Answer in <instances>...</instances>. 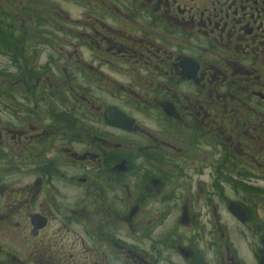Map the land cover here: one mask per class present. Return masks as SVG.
<instances>
[{"label": "flooded vegetation", "instance_id": "obj_1", "mask_svg": "<svg viewBox=\"0 0 264 264\" xmlns=\"http://www.w3.org/2000/svg\"><path fill=\"white\" fill-rule=\"evenodd\" d=\"M6 1L0 264H264V0Z\"/></svg>", "mask_w": 264, "mask_h": 264}, {"label": "rangeland", "instance_id": "obj_2", "mask_svg": "<svg viewBox=\"0 0 264 264\" xmlns=\"http://www.w3.org/2000/svg\"><path fill=\"white\" fill-rule=\"evenodd\" d=\"M46 1H49L50 2V6L55 8V11L57 12H60V11H66V2H64V0H38V4L39 5H44L46 3ZM0 7L2 10H6L7 13H10L12 12L13 8H14V4L11 2V1H6V0H0ZM38 8H40L38 6ZM19 26V25H18ZM22 27H24L26 29V26H24L22 24ZM42 34H45V32L43 31H37V30H25L24 33L22 34V39H21V42L19 41V39H15V40H10L9 42V46H10V50H14L16 52H21V48L23 47L22 44H26L24 43V39L25 40H28V43L27 45L25 46L28 50L30 48L31 49V53L30 55H36L35 53V50L37 51L38 49H40V44L37 45V42L36 41H41L43 39H46L47 37L45 36H42ZM7 36V35H5ZM9 37V36H8ZM4 45L7 44V42L2 38V41H1ZM21 54V53H20ZM20 54H17L15 57L17 58ZM28 55V54H26ZM24 56V55H23ZM15 57H13L15 59ZM12 58V60H13ZM10 59L9 56H3L0 54V70L2 71L3 69L6 68L7 70V74H6V79H7V82H8V86H9V82H14V67H13V64L12 62H10ZM12 84V83H11Z\"/></svg>", "mask_w": 264, "mask_h": 264}, {"label": "trees", "instance_id": "obj_3", "mask_svg": "<svg viewBox=\"0 0 264 264\" xmlns=\"http://www.w3.org/2000/svg\"><path fill=\"white\" fill-rule=\"evenodd\" d=\"M6 11L0 10V50H3L6 54V56H9V58H13L15 57L17 54H20L19 56H23V55H30L31 53V49L29 50L25 47L28 43V40H23L24 43L26 44H22L23 47L21 48V52H16L14 50H10V46H9V42L11 40H15V39H19L20 43L21 39H22V34L24 33V31L26 30L24 27L18 28L17 24V17L9 14V13H5ZM31 16L26 17L27 21L25 22L28 26L31 25V20L30 19ZM7 35V36H5ZM9 36V37H8ZM2 38L7 42V44H3ZM16 58V57H15ZM14 60V58H13Z\"/></svg>", "mask_w": 264, "mask_h": 264}, {"label": "water", "instance_id": "obj_4", "mask_svg": "<svg viewBox=\"0 0 264 264\" xmlns=\"http://www.w3.org/2000/svg\"><path fill=\"white\" fill-rule=\"evenodd\" d=\"M229 207H230V211L233 213V215L236 218H238V219H240L242 221L246 219L245 212H244V210L242 209L241 206H238L236 203L231 202L229 204Z\"/></svg>", "mask_w": 264, "mask_h": 264}, {"label": "bare ground", "instance_id": "obj_5", "mask_svg": "<svg viewBox=\"0 0 264 264\" xmlns=\"http://www.w3.org/2000/svg\"><path fill=\"white\" fill-rule=\"evenodd\" d=\"M255 196H256V194H255ZM255 196H254V197H255ZM255 198H256V197H255ZM256 199H257V198H256Z\"/></svg>", "mask_w": 264, "mask_h": 264}]
</instances>
